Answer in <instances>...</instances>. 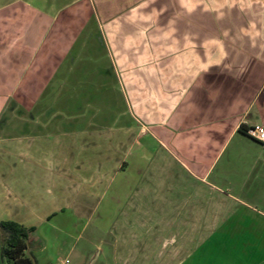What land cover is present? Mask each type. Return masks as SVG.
Returning <instances> with one entry per match:
<instances>
[{"label": "crops", "instance_id": "1", "mask_svg": "<svg viewBox=\"0 0 264 264\" xmlns=\"http://www.w3.org/2000/svg\"><path fill=\"white\" fill-rule=\"evenodd\" d=\"M256 125L264 0H0V225L28 252L47 225L93 264H264Z\"/></svg>", "mask_w": 264, "mask_h": 264}, {"label": "rangeland", "instance_id": "2", "mask_svg": "<svg viewBox=\"0 0 264 264\" xmlns=\"http://www.w3.org/2000/svg\"><path fill=\"white\" fill-rule=\"evenodd\" d=\"M114 108V107H113ZM115 112H121L122 114H124L125 112V106L124 103L120 106H116L115 107ZM108 114V110L106 111ZM107 116V120H105V125L109 126L110 122L108 120V115ZM112 115V114H111ZM123 124V122H122ZM13 130H11L12 134H16V122L13 124ZM75 222V226L74 227V232L76 230H79L81 225L83 224L82 220L79 218H75L73 219ZM44 232V233H43ZM42 234L44 235V239L47 241L48 244L47 247L45 249H40L38 248H33L31 249V252L33 253V255L37 258L38 264H47V263H51V264H56L57 262L61 261V260H65L66 258L70 259V264H93L92 260L97 261V260H101L103 258V255L106 253V249H98V247L92 248L88 251H85V257L80 256L81 253L83 251L84 254V249L82 247V242H76L75 246V251L70 252L69 250H71V248H68V250H60L58 249L59 247L56 244V240L54 239V232L53 230L51 231L50 227L45 225L42 228ZM33 237L35 236L34 234L32 235ZM75 236H77V233L75 232ZM36 240V238H34ZM39 239V238H38ZM42 242H44L42 240ZM42 245L44 246V243H42ZM41 245V246H42ZM84 257V258H83ZM6 264H9L7 261H5ZM96 263V262H95Z\"/></svg>", "mask_w": 264, "mask_h": 264}, {"label": "trees", "instance_id": "3", "mask_svg": "<svg viewBox=\"0 0 264 264\" xmlns=\"http://www.w3.org/2000/svg\"><path fill=\"white\" fill-rule=\"evenodd\" d=\"M245 127L241 131L247 134ZM2 255L9 264H38L32 252H28L29 244L33 243L32 235L35 227H25L15 221H4L0 225Z\"/></svg>", "mask_w": 264, "mask_h": 264}, {"label": "built area", "instance_id": "4", "mask_svg": "<svg viewBox=\"0 0 264 264\" xmlns=\"http://www.w3.org/2000/svg\"><path fill=\"white\" fill-rule=\"evenodd\" d=\"M247 135L264 145V127L260 125L252 126L248 128ZM69 261L59 262L57 264H68Z\"/></svg>", "mask_w": 264, "mask_h": 264}]
</instances>
